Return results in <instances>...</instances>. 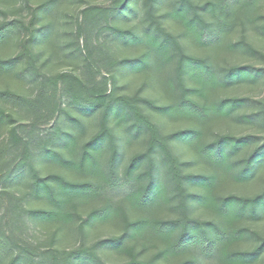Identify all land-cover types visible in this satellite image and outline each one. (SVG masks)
Wrapping results in <instances>:
<instances>
[{
	"label": "trees",
	"instance_id": "16d2710c",
	"mask_svg": "<svg viewBox=\"0 0 264 264\" xmlns=\"http://www.w3.org/2000/svg\"><path fill=\"white\" fill-rule=\"evenodd\" d=\"M12 2L0 0V49L23 39L0 76L25 74L30 88H0V125L16 110L32 128L58 121L32 140L9 126L0 142V166L18 158L0 174V264H264V52L248 34L264 33V0L87 3L67 30V0L26 4L25 20L7 19ZM123 47L134 55L118 58ZM56 57L71 69L51 72ZM129 73L142 76L133 94L118 84ZM243 85L259 91L232 93ZM39 162L56 169L43 175ZM45 222L52 233L29 241V224ZM73 222L76 245L56 247ZM103 225L116 231L94 236Z\"/></svg>",
	"mask_w": 264,
	"mask_h": 264
},
{
	"label": "rangeland",
	"instance_id": "374dc122",
	"mask_svg": "<svg viewBox=\"0 0 264 264\" xmlns=\"http://www.w3.org/2000/svg\"><path fill=\"white\" fill-rule=\"evenodd\" d=\"M37 2H39V0H13V6L14 9H11V7L8 9V13L6 15L7 19H13V18H22V19H27L29 18V9L28 6L26 4H29L31 6L35 5ZM87 3H91V4H95L97 6H110V0H79L77 2V0L73 1V3H70V1L67 0V2H65V4L61 7V11H60V15L64 16L65 19H61V21L63 22L66 21L65 26H63L62 28L64 30L69 29L70 27V23L76 20V17L78 16L80 10L83 8V6H86ZM168 3V0H165V4ZM83 5V6H82ZM256 14H262L263 18H262V22H264V4H262L260 6V8L258 9V12ZM2 18V17H0ZM137 19H139V14L135 15V17H132L131 22H136ZM62 24H58V26L60 27ZM171 29H173L175 32L177 29H174L173 27H171ZM236 30H239L236 29ZM249 31V29H248ZM239 31H234L229 37H228V41H235L237 39H239ZM250 35L251 40L264 52V33L261 32H250L248 33ZM23 32L21 33H16L15 37H13L12 40H10V42L5 45L4 47H1L0 49V58H8V57H12L14 56V54L16 52L19 51L20 46L19 43L22 41L23 39ZM119 48H122L121 46ZM189 51L197 54L198 50H196L195 48L189 47L188 48ZM115 50V49H114ZM121 52L116 51L117 57L121 58L123 56H129V55H134V54H129L130 49L127 47H123V49H120ZM112 52V51H111ZM47 52L44 54V58L42 59L41 56V61H43L46 57ZM225 55L227 56V58L229 57V53L226 52ZM59 56H61V54H59ZM116 57V56H115ZM116 57V58H117ZM61 58L56 57V59L54 60L56 63L55 68H53V70L51 72H54L56 70H68L71 69L72 65H66L65 63H62L60 66L57 65L60 62ZM59 60V61H58ZM230 60L232 61H236V62H240V63H251L249 60L241 57V56H236L233 54L232 56H230ZM252 64H256L258 66H261L263 63L259 62V61H252ZM50 71V70H48ZM104 72V71H103ZM141 78L142 76L139 74H130L127 76H123L120 80V82L118 83L119 86L123 85L126 86L124 87V92L128 93V94H133L136 89L141 85ZM61 84V83H60ZM59 84V85H60ZM13 88L16 89L18 91H21L23 93H28V89L30 88V83L28 80V76L27 75H23L22 78H18L15 74H3L0 76V88ZM110 87V84L108 85V88ZM250 92L253 93L255 91V94L259 91V86H252V87H248L247 85H243L242 89H236L234 92ZM62 96L59 97V95ZM56 101L61 103L62 106H65L66 102L68 101L67 96L63 94L62 90L60 87L57 88L56 91ZM252 96V95H251ZM15 110V109H14ZM72 111H75L72 107V105L68 106V113H71ZM20 117V113L19 110H16L15 113L13 114V119H16V122L6 125L8 124V121H6L5 123L0 125V142H5V138L7 137L8 134V128L9 126H13V125H18V124H23L24 128H18L19 133L21 134H26V136H28V140H32L31 138L34 137V135H42L45 134L47 132L50 131V128L58 121H56V118H42L39 122H36L34 127L33 126V122L30 118L28 119H22ZM61 120H63L64 122L66 120H68L67 116L65 117L64 114L60 115ZM90 119L88 120V128H87V136L91 135L92 133H94L97 129V121H98V116L96 114H94L93 116L91 115L89 117ZM229 123H232L231 125H233L234 123L232 121L229 120ZM22 126V125H21ZM175 125L173 124H166L165 130H171L172 128H174ZM5 144V143H4ZM143 146H142V139H138L136 141H133L131 144H128L125 149L123 150V156L121 159L122 164H120V167H122L126 161L128 160V157L130 155H132L133 153L142 150ZM9 155H11V153H9L8 155H6V157H8ZM18 158L16 157L15 160L11 161L12 163H14ZM9 162H7L6 164H3L0 166V174L3 172H6V170L9 168ZM40 169H41V173L43 175L53 172L55 171L54 169H56L53 165H47L45 163H38ZM188 170H193L191 167L188 168ZM68 175V174H67ZM2 184L0 183V188H1ZM116 188H119L118 190H121V187L118 186ZM5 201L6 199H0V214L3 211L4 207H5ZM36 204V203H35ZM34 203H32V205H35ZM29 206V205H28ZM31 206V205H30ZM166 214V213H164ZM54 227V225H51L50 223L45 222V224H41V225H33V224H29V229L27 230V234L29 237V241L31 242H38L39 240L41 241L46 239L47 236L52 233V228ZM67 227V228H66ZM63 227L61 229V231L59 232V239L58 242L55 243V246L58 248H63V247H70L73 245H76L77 243V234H76V223H70L69 226ZM95 232L92 233L94 236L98 235V237L100 236H106L109 235L111 233H113V231H116V229H112L110 228L108 225H103L100 228H97L94 230ZM34 232V233H33ZM93 232V231H92ZM35 234L37 238H40L39 240L36 238H30L31 234ZM92 235V237H93ZM91 237V238H92ZM34 242V243H35Z\"/></svg>",
	"mask_w": 264,
	"mask_h": 264
}]
</instances>
